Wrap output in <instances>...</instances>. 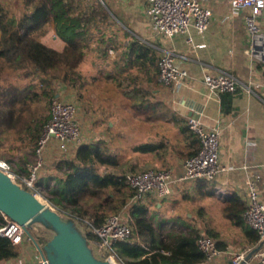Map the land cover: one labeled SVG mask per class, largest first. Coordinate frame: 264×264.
Returning a JSON list of instances; mask_svg holds the SVG:
<instances>
[{
    "label": "crops",
    "instance_id": "obj_1",
    "mask_svg": "<svg viewBox=\"0 0 264 264\" xmlns=\"http://www.w3.org/2000/svg\"><path fill=\"white\" fill-rule=\"evenodd\" d=\"M128 1L131 3L128 8L120 11L125 19L111 7L120 17L116 19L114 31L118 25L127 24L133 34L152 44L159 56L170 52L189 72L186 84L180 88L166 85L159 79L160 85L153 89L156 101L138 108L141 111L134 115V147L144 142L159 144L153 151L134 149V171L170 167L174 176L173 191L168 197L146 194L141 199L150 209L153 202L162 206V201L167 199L171 204V219L182 231H187V225L193 224L202 232H218L216 240L226 242L224 251L250 249L252 247L243 237V229L224 215L223 206L226 200L237 195L246 207L249 179L255 182L264 202V91L255 88V92H248L239 86L234 92L216 95L210 92L202 78L206 72L227 71L246 84L264 82V14L258 17L260 31L254 36L245 22L246 15L251 13L249 7L234 11L228 0H207L205 4L212 11L209 26L204 32L190 26V41L186 34L155 36L146 12L147 0ZM0 4L20 34L58 50L65 47L66 41L52 17L34 28L23 27L24 17L31 11L27 0H0ZM14 57L0 29L1 84L25 86L37 80L33 63L20 64ZM117 57L115 50L106 58L89 53L79 66L81 84L75 86L62 80L54 83L56 96L73 101L78 107L77 120L82 126V137L74 150L80 145L102 140L114 151L115 133L109 127L123 120L122 101L117 98L122 90L117 86L116 78L111 77L113 73L115 77L120 74L123 62L116 63ZM87 64L89 70L84 69ZM192 115L198 116L205 125L220 129V163L225 169L214 179H178L184 172L188 155L201 145L187 123ZM62 154L53 139L46 151V162L38 172L41 186L53 178L51 175L56 172L53 164L64 158ZM16 158L13 160L16 170L26 171L29 162ZM23 252L21 250L18 257L2 260L0 264H32L42 256L36 246L27 254ZM255 261L257 258H252V262ZM200 264H231V260L224 252L217 260H205Z\"/></svg>",
    "mask_w": 264,
    "mask_h": 264
},
{
    "label": "trees",
    "instance_id": "obj_2",
    "mask_svg": "<svg viewBox=\"0 0 264 264\" xmlns=\"http://www.w3.org/2000/svg\"><path fill=\"white\" fill-rule=\"evenodd\" d=\"M31 11L24 17L23 27L34 28L52 17L58 32L66 41L58 50L44 42L35 40L9 22L4 7L0 4V29L8 41L14 60L20 64L33 63L37 80L25 86L1 84L0 79V139L9 131L22 134L28 132L31 141L38 143L43 127L50 118L48 103L56 96V80L78 86L82 83L79 70L81 62L89 53L106 58L110 51L117 52L116 63L120 66L118 75L111 74L122 92L134 100L136 107L142 108L157 99L154 88L159 80V58L157 49L141 40L127 24L116 25L120 18L107 0H92L84 6L83 0H27ZM155 105L157 102L154 103ZM154 105V106H155ZM3 142L0 140V146ZM159 144L144 142L132 147L137 151H153ZM197 147L189 156L199 151ZM0 157H4L0 153ZM10 160V158H6ZM120 157L102 140L78 146L73 154L56 161L54 185L48 196L49 201L62 213L73 216L78 223L88 226L103 224L107 218L124 208L129 210L135 228L127 240L115 243L120 256L128 264H200L206 260L199 248L198 239L202 234L218 238V232L208 230L203 233L193 224L187 231L170 229L165 235L148 217L149 205L126 181L125 174L106 169L116 166ZM40 185V180H37ZM47 184V183H46ZM49 185V184H48ZM244 205L240 197L233 195L223 206L226 215L244 231V239L249 247L259 243L258 232L243 216ZM3 219L0 213V222ZM86 223V224H85ZM85 233L92 240L94 233L86 227ZM40 244L49 237L34 233ZM217 244L226 248V242L219 239ZM248 249V248H247ZM20 246L12 244L9 238L0 236V261L20 255Z\"/></svg>",
    "mask_w": 264,
    "mask_h": 264
},
{
    "label": "built area",
    "instance_id": "obj_3",
    "mask_svg": "<svg viewBox=\"0 0 264 264\" xmlns=\"http://www.w3.org/2000/svg\"><path fill=\"white\" fill-rule=\"evenodd\" d=\"M207 0H147V15L155 36H173L186 34L188 40L190 26H195L199 32H204L210 23L212 11L206 6ZM233 10L249 7L251 13L245 17L246 27L254 36L260 31L258 17L264 14V0H228ZM159 79L166 85L180 88L186 84L189 72L181 67L170 52L160 55ZM203 83L211 93L221 95L234 92L239 86L248 92H255V88L264 91V82L243 83L233 73L221 71L218 73L206 72L202 78ZM78 107L73 101L59 96L52 99L50 118L43 127L35 149L34 159L29 162L26 171H18L11 160L0 157V169L7 172L22 186L31 189L38 196H42L37 184L38 172L46 162V151L51 141L56 139L59 150L64 157H69L74 146L79 144L82 137V126L77 120ZM189 128L198 136L201 147L198 152L187 157L184 162V172L180 180H194L199 178L214 179L225 169L220 163V129L205 125L198 116L188 118ZM128 186L134 190L135 198H142L146 194H153L158 198L168 197L173 191V170L170 167L163 169L149 168L140 171L125 173ZM248 202L243 216L246 221L258 232L260 241L264 239V202L252 179L247 181ZM3 219L0 222V236L9 238L14 245L25 242L26 234L24 224L9 217L0 211ZM85 226L94 233L91 244L100 252L101 258L107 259L111 264H128L120 256L115 243L127 240L135 228V223L127 208L111 214L107 220L98 226L87 222ZM85 223V224H86ZM37 230L36 224L32 227ZM29 237V236H28ZM30 238V237H29ZM259 241V242H260ZM199 248L205 253L206 261L217 260L224 252L228 254L231 264H238L245 258L250 249L242 251L222 250L216 238L202 234L198 239ZM100 257V256H99ZM247 264H264V250H260ZM253 257V258H254ZM32 264H47L42 256Z\"/></svg>",
    "mask_w": 264,
    "mask_h": 264
},
{
    "label": "water",
    "instance_id": "obj_4",
    "mask_svg": "<svg viewBox=\"0 0 264 264\" xmlns=\"http://www.w3.org/2000/svg\"><path fill=\"white\" fill-rule=\"evenodd\" d=\"M0 211L24 224L26 234L47 264H111L99 257L85 231L73 216L66 215L47 199L22 186L0 169ZM40 224L52 232L40 244L32 232ZM264 247V239L250 248L238 264H247Z\"/></svg>",
    "mask_w": 264,
    "mask_h": 264
},
{
    "label": "rangeland",
    "instance_id": "obj_5",
    "mask_svg": "<svg viewBox=\"0 0 264 264\" xmlns=\"http://www.w3.org/2000/svg\"><path fill=\"white\" fill-rule=\"evenodd\" d=\"M91 1L92 0H83L84 6L90 4ZM107 2L121 15L122 13L120 11H123V8H128V6L131 4L128 0H107ZM122 18L125 19L124 15H122ZM134 24L135 23L133 17V25ZM84 69L89 70V65L87 64V66H84ZM101 81L102 80H100L99 82L102 83ZM117 98L122 101L121 112L123 120L120 121V123H116L115 126L111 125L109 128L114 130L113 133H115L116 139L114 138L113 143H111L113 145L114 151H116L117 155L120 157V163L116 166H108L106 169L119 174H125L129 171H134V151L132 149L134 145V115L141 110H139V107H136L133 104L134 100L126 96L123 92L119 93L117 95ZM50 106L51 102L47 105V114L49 113ZM109 124H111V122ZM30 139L31 135L28 132L19 134L17 133V131H9L7 136L3 135V137L0 139L1 142H3L2 146H0V153L6 158H10L12 162L13 160L17 159L16 157L23 158L25 160L24 163L31 162L34 159L35 149L37 146L36 142H33ZM73 152L74 149L72 150L71 154H73ZM53 185L54 177L49 178L47 184H44L42 186L41 184L39 185L42 198H45L49 201L48 196L51 193ZM162 202L164 203V205L162 206H158L153 202V205L151 206V209L148 213V217L155 223V225L159 229L164 232L165 235L168 233V231H170V229L178 232L182 231V228H180L178 224L176 225V223L171 219V217L173 216L172 213L169 212L171 204L167 203V199H164ZM79 226L85 231L84 225L79 223ZM36 227L37 230L32 229L33 233L40 232L47 235L48 237H51L52 232L46 229L44 226L36 224ZM34 246L35 245L33 241L28 236H26L25 244H23V246H20V249L24 251L23 253L27 254V252H29L30 249ZM96 254L101 257V254L97 249Z\"/></svg>",
    "mask_w": 264,
    "mask_h": 264
},
{
    "label": "bare ground",
    "instance_id": "obj_6",
    "mask_svg": "<svg viewBox=\"0 0 264 264\" xmlns=\"http://www.w3.org/2000/svg\"><path fill=\"white\" fill-rule=\"evenodd\" d=\"M40 197H42V196H40Z\"/></svg>",
    "mask_w": 264,
    "mask_h": 264
}]
</instances>
